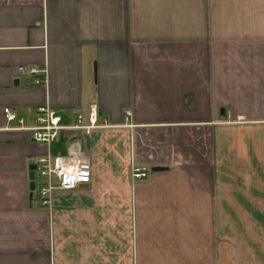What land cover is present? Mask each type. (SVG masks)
<instances>
[{
	"label": "crops",
	"instance_id": "1",
	"mask_svg": "<svg viewBox=\"0 0 264 264\" xmlns=\"http://www.w3.org/2000/svg\"><path fill=\"white\" fill-rule=\"evenodd\" d=\"M92 105L89 184L40 205L64 150L3 109ZM0 264H264V0H0Z\"/></svg>",
	"mask_w": 264,
	"mask_h": 264
},
{
	"label": "built area",
	"instance_id": "2",
	"mask_svg": "<svg viewBox=\"0 0 264 264\" xmlns=\"http://www.w3.org/2000/svg\"><path fill=\"white\" fill-rule=\"evenodd\" d=\"M18 71L28 76L39 74L35 68H18ZM43 82L41 77H37L33 83L41 85ZM3 115L7 123L13 124V130L30 133L31 141L37 145L51 146L66 141L63 154L47 155L33 164L34 190L31 194L40 205L48 203L53 191H74L89 184V163L81 154L77 139L78 134L89 136L96 130L107 128V121L100 118L96 106H90L85 114L75 113L68 121L64 120L60 112L39 107L34 110L31 126L9 108L3 109ZM124 116L127 120L129 112H125ZM147 175L148 170L145 168H132L130 173L133 180H143Z\"/></svg>",
	"mask_w": 264,
	"mask_h": 264
},
{
	"label": "water",
	"instance_id": "3",
	"mask_svg": "<svg viewBox=\"0 0 264 264\" xmlns=\"http://www.w3.org/2000/svg\"><path fill=\"white\" fill-rule=\"evenodd\" d=\"M34 166H30L29 168V191L32 193V191L34 190ZM152 172H161V171H165L164 169H159V168H153L151 170Z\"/></svg>",
	"mask_w": 264,
	"mask_h": 264
},
{
	"label": "trees",
	"instance_id": "4",
	"mask_svg": "<svg viewBox=\"0 0 264 264\" xmlns=\"http://www.w3.org/2000/svg\"><path fill=\"white\" fill-rule=\"evenodd\" d=\"M59 144L62 145L61 148L64 150V147H65V145H66V141L62 140V141L59 142Z\"/></svg>",
	"mask_w": 264,
	"mask_h": 264
}]
</instances>
